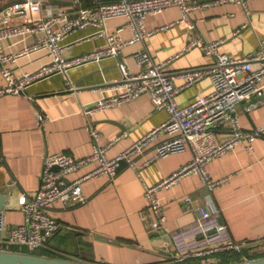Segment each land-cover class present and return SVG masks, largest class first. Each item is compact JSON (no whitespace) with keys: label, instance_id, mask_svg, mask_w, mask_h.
Returning <instances> with one entry per match:
<instances>
[{"label":"crops","instance_id":"obj_1","mask_svg":"<svg viewBox=\"0 0 264 264\" xmlns=\"http://www.w3.org/2000/svg\"><path fill=\"white\" fill-rule=\"evenodd\" d=\"M11 1L0 0V23ZM99 1L113 0H45L33 6L29 13L45 16L61 8L74 15L80 7ZM180 16L178 7L149 14L145 20L148 29L175 23L157 29L144 42L127 44L119 56L71 66L67 72L38 80L19 93L0 96V152L5 157L0 164V190L10 194L4 211L2 237L24 222L19 196L37 192L48 153L66 151L85 156L92 152L94 139L88 129L90 118L99 132L101 144L106 145L120 135L107 148L108 156L118 154L167 118L166 110L154 107L149 93L91 116L86 114V107L121 89L119 61L124 60L132 70L138 71L141 66L135 53L141 48L147 46L155 61L168 60L196 35L207 40H221V49L234 56L264 48V0H250L248 8L228 2L195 11L192 13L195 29L176 22ZM12 19L21 22L23 18L14 14ZM105 28L124 39L133 35V28L124 15L107 18ZM99 30V27L89 26L72 31L62 40V44L67 45L65 55L70 57L104 46L106 36L99 34ZM33 38L31 33L9 37L4 42L5 49L18 52ZM46 59L40 53L25 54L11 65L17 74H22L37 68ZM212 61L213 58L200 47H194L169 61L167 70L177 74ZM176 82L182 84L183 79L178 76ZM4 83L0 63V85ZM210 88L211 81L204 78L182 90L179 99L186 102ZM245 105L242 103L238 107L241 125L253 129L264 124V103L252 110H247ZM156 142L134 156L141 176L129 161L123 160L115 177L103 174L84 182V202L56 201L51 206L50 212L61 224L50 242L54 252L93 263L171 264L169 259L177 245L171 246V250L166 248L165 232L185 231L182 239L191 243L196 237L194 226L200 215L199 206L217 210L234 238L247 239L264 248V134L255 140L253 149L238 145L208 163L212 177L229 175L214 190L211 191L198 174H189L173 187L162 188L159 195L167 214L166 228L162 232L151 227L154 215L146 202L144 182H157L190 161L193 153L187 147L157 157ZM94 165L85 166L72 176ZM188 195L192 202L185 199ZM222 259L220 255H213L210 260L221 262ZM199 262L203 263L200 259Z\"/></svg>","mask_w":264,"mask_h":264},{"label":"built area","instance_id":"obj_2","mask_svg":"<svg viewBox=\"0 0 264 264\" xmlns=\"http://www.w3.org/2000/svg\"><path fill=\"white\" fill-rule=\"evenodd\" d=\"M45 0H13L5 10L0 23V63L5 83L0 85V96L7 93H19L32 83L59 72H67L74 65L108 56H119L127 44L146 41L157 29H165V24L157 29H148L145 20L149 14L161 13L169 8L178 7L181 16L176 22L185 23L189 29H195L192 13L213 5L236 2L248 8L250 0H113L99 1L95 5L80 7L74 15L67 10L58 9L45 16H32L29 12L35 5ZM78 1V0H77ZM22 16L21 22H14L12 16ZM124 15L133 28L130 38H122L116 32L105 28L107 18ZM89 26L99 27V34L106 36V44L74 56L64 53L67 45L62 40L72 31ZM33 34V40L18 52L5 49V40L13 36ZM70 44H68L69 46ZM200 47L213 58L205 66L190 67L173 74L167 70L168 62L181 54ZM40 53L47 59L37 68L17 74L12 68L21 55ZM140 70L134 71L124 61H119L121 89L102 97L85 108L89 116L138 98L149 93L155 108L164 109L168 116L160 124L151 128L143 136L133 141L127 148L114 156H108L107 148L120 138L114 137L103 145L99 142V132L90 118L88 129L94 139L93 150L85 156H77L66 151L48 153L44 158L40 185L34 195L22 193L19 205L25 213L23 223L13 228L10 234L0 238V247L20 248L38 251L51 249L50 242L60 229L61 224L50 212L56 201L79 203L86 200L84 182L92 177L108 174L112 178L118 173L123 160L129 161L141 176L134 156L141 153L152 142H156V156H165L171 152L189 147L193 157L171 173L153 184L144 182V192L148 207L153 212L151 227L162 232L166 228L167 214L165 204L159 195L162 188L178 184L189 174H198L212 191L229 178H214L208 170V163L222 156L238 145L254 148L255 140L264 134V124L253 129H245L239 120L238 107L246 103L245 108L252 110L264 103V48L234 56L221 49V40H207L202 36H193L187 46L172 55L168 60L155 61L147 46L135 53ZM183 79L182 84L176 77ZM204 78H209L211 88L196 94L186 102L179 99L182 90L192 87ZM164 137H161L163 136ZM5 157L0 152V164ZM93 167L78 176H72L85 166ZM192 202L190 195L185 198ZM199 218L195 224L194 240L187 244L182 239L183 231L165 232V246L177 245L171 253L170 263L184 262L197 258L205 264L215 263L211 256L218 252H243L254 245L247 239H236L230 233L220 213L205 206L197 207ZM242 258L250 257L242 253ZM240 257V258H241Z\"/></svg>","mask_w":264,"mask_h":264},{"label":"water","instance_id":"obj_3","mask_svg":"<svg viewBox=\"0 0 264 264\" xmlns=\"http://www.w3.org/2000/svg\"><path fill=\"white\" fill-rule=\"evenodd\" d=\"M10 194L0 190V238L3 236V217L6 205L9 201ZM99 238L109 240L106 237ZM176 250H174L175 252ZM0 264H109V263H93L83 259L65 257L57 254L43 253L22 248L0 247ZM210 264H264V255L237 258L230 261L215 262Z\"/></svg>","mask_w":264,"mask_h":264},{"label":"trees","instance_id":"obj_4","mask_svg":"<svg viewBox=\"0 0 264 264\" xmlns=\"http://www.w3.org/2000/svg\"><path fill=\"white\" fill-rule=\"evenodd\" d=\"M40 252L43 253H50V254H57V252H54V250L52 249H42L40 250ZM242 253L248 254L250 257H255V256H260V255H264V248L258 246V245H252L249 247H246L243 252H218L216 253V255H220L223 257V259L221 260V262L223 261H230V260H234L237 258H240ZM171 264H205L202 262H199V259L197 258H189L188 260L184 261V262H177V263H171Z\"/></svg>","mask_w":264,"mask_h":264},{"label":"rangeland","instance_id":"obj_5","mask_svg":"<svg viewBox=\"0 0 264 264\" xmlns=\"http://www.w3.org/2000/svg\"><path fill=\"white\" fill-rule=\"evenodd\" d=\"M18 247H20L22 249H27V247H25V246H18Z\"/></svg>","mask_w":264,"mask_h":264}]
</instances>
